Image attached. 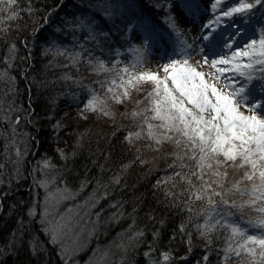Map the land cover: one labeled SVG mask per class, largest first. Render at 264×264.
<instances>
[{
    "label": "snow or ice",
    "instance_id": "obj_1",
    "mask_svg": "<svg viewBox=\"0 0 264 264\" xmlns=\"http://www.w3.org/2000/svg\"><path fill=\"white\" fill-rule=\"evenodd\" d=\"M27 2L28 7L24 11L34 16L32 0ZM62 4L63 0L45 14L44 24L48 23V17L58 11ZM100 4L102 6L99 11L110 24L108 29H103L95 16L82 14L65 18L57 31L71 33L74 46L68 48L52 45L45 49L47 53L56 47V55L64 56L77 71L83 60L95 75L105 74L103 79L94 81L103 95L91 84L83 85L88 97L80 108L81 118L87 119L85 113H94L98 118L107 117L114 121L116 113L113 106L123 107L120 116L131 121L129 125H120L126 131L124 140L129 150L135 147V159L141 164L148 162L143 159L145 151L160 153L165 144L171 145L172 151L163 153V156L172 158L168 168L173 169V172L163 181L158 180L156 187L170 183L171 187L165 189V196L175 197L174 206H183L189 213L193 212V203H201L202 207L196 212V217L202 218L203 223L197 222L195 227L199 236L207 241L205 248L209 251L212 234L215 233L216 239L224 241L223 264H264V115H261L264 113V26L258 32V38H250L243 44L239 43L244 33L241 26L234 24L235 31L227 34L226 39L219 32L221 17L239 15L243 21L245 17L255 14L254 9L264 7V0H235L234 5L228 4L226 0L223 3L222 0H213L210 9L214 17L199 25L201 32L196 37H189V30L179 26L178 18L172 13L173 0H165L164 5L155 4L154 7L163 6L168 9L165 24L175 36L171 55L161 58L162 63L159 64L163 75L153 71L135 72L134 69L138 64L144 66L145 54L153 51L158 43H164L167 47L171 37L158 33L154 20L142 12L137 13L134 0H100ZM13 5H18V0H0V38L9 31L4 25L3 13H8V20H15L20 15L21 10L13 8ZM175 6L185 16L194 17L200 8V0H175ZM128 9L132 10L131 15L136 19L124 20ZM117 18L126 25L125 35L138 31L141 44H132L129 40V47L123 51L117 48L110 52V56L115 55L117 59L111 61L112 67L109 68V61L94 55V52L99 48L103 54L101 42L111 38L113 28H119ZM40 27L43 25L31 33L33 38ZM77 32L86 34L85 43H79ZM88 42H94L95 47L89 49ZM22 43L27 49L28 40ZM17 54L16 43H10L5 61L9 67L17 59ZM125 54L132 57L131 69L127 65L117 67L123 63L119 57ZM194 55L201 57L195 61V65L190 63ZM30 56L29 51L28 56L21 59L26 61ZM205 66L214 71L198 70ZM25 73L26 70L22 75ZM61 79L82 84V80L67 73ZM3 80H8L12 84L9 91L15 92V77L7 69L0 70V81ZM69 95L73 100H78V93ZM134 95L140 98L136 99ZM8 111L17 109L9 107ZM26 111L31 114L34 109ZM0 118L10 119L9 116ZM20 119L17 116L13 129ZM59 127V121L53 125L54 129ZM140 140L146 141L142 147L137 146ZM16 143L15 139L11 141L13 146ZM57 151L67 159L63 149ZM26 152V146L23 153L16 146L17 159L13 163L19 165ZM3 167L0 164V169ZM54 167L50 160H44L40 170L47 176V170ZM16 173L19 175V167ZM115 182L118 183L119 178ZM34 183L46 191L41 216L45 232L53 245L60 246L61 258L64 264H68L71 254L62 244L65 228L63 217L56 219L54 211H50L54 207L50 201L54 200L58 204L60 199L66 198L64 193L67 189L48 192L50 181L47 178L34 180ZM173 188H179V192H173ZM237 195L242 202L232 199ZM181 197L186 199L181 200ZM28 214L35 215L34 207ZM194 219L190 216L188 223H193ZM185 227V224H181L179 231L184 233ZM142 235L143 232H136L130 239L136 240ZM186 243L191 252L190 233ZM30 249L34 255L38 254L42 250L41 242L33 240ZM172 259L174 257L170 252H162L159 264H171ZM181 259L186 260L187 256ZM203 260L208 261V254ZM152 264L157 262L153 261Z\"/></svg>",
    "mask_w": 264,
    "mask_h": 264
},
{
    "label": "trees",
    "instance_id": "obj_2",
    "mask_svg": "<svg viewBox=\"0 0 264 264\" xmlns=\"http://www.w3.org/2000/svg\"><path fill=\"white\" fill-rule=\"evenodd\" d=\"M162 1L134 0L135 10L168 30L163 24L168 9L165 7L164 11L163 6L154 7L155 4L161 5ZM59 4L61 0H32L35 14L29 16L24 11L28 7L27 0H18V5L12 6L21 10L17 19L8 20V13H3L4 25L9 31L0 38V70L7 69L15 77V92L9 91L12 84L8 80L0 81V117H10L0 118V164L4 165L0 169V264H64L59 245L50 242L45 225L41 222L46 191L34 180L45 178L50 181L48 192L67 189L64 193L66 198L61 199L60 207L72 206L80 215L87 212L85 218L90 223L88 229L99 227L102 247L115 243L113 245L117 253H125L120 264H152L153 261L159 264L161 253L170 248L173 236L175 243L183 247L187 259L174 257L171 264H223L224 241L216 239L215 233L212 234L209 251L205 248L207 241L199 236L195 227V223H203L202 218L196 217L201 203H193V212L189 213L183 206H174L175 197L165 196V189L171 187L170 183L156 187L158 180L163 181L173 172V169L168 168L172 158L163 156V153L172 151V146L165 144L160 153L145 151L143 159L148 162L141 164L135 159V147L129 150L124 140L126 131L120 125H129L131 121L120 116L123 107L113 106L116 113L114 121L107 117L98 118L94 113H85L87 119L81 118L80 108L88 97L83 85L91 84L103 95L94 81L103 79L105 74L95 75L83 60L77 71L64 56L56 55V47L47 53L45 49L52 45L74 46L71 33L57 31L65 18L82 14L95 16L105 30L110 24L99 11L102 6L100 0H63L59 10L52 12L48 23L44 24L45 14ZM229 4L234 5L235 0ZM253 11L254 15L244 19H258L264 26V7H257ZM131 12V9L126 10L125 21L136 19ZM230 18L241 20L239 15ZM116 24L119 28H113L111 38L101 42L103 54L99 48L94 52V55L109 61V68L112 67L111 61L117 59L115 55L110 56V52L117 48L123 51L129 47L128 34L124 33L125 23L117 18ZM40 25L43 27L33 38L31 33ZM76 35L79 43H85V33L77 32ZM26 39L27 49L22 43ZM12 42L16 43L18 54L9 67L5 61ZM87 47L93 49L94 42H88ZM29 51L30 58L22 60ZM84 55L87 56V53ZM25 70V75H22ZM66 73L82 80V84L61 79ZM70 93H78V100H73ZM9 107L17 111L9 112ZM129 107L132 105L129 104ZM31 109L34 112L29 114L26 110ZM17 116L21 119L13 129ZM58 121L61 127L54 129L53 125ZM13 139L17 142L15 146L11 145ZM145 143V140H140L137 146L142 147ZM16 146L22 153L27 147L19 165L13 163L17 159ZM58 149H63L67 159L61 156ZM44 160H50L55 166L47 170V176L40 170ZM17 167L19 175L16 173ZM116 178H119L118 183L115 182ZM172 191L179 192V188H173ZM33 207L35 215L29 216V210ZM190 216L195 218L193 223H188ZM181 224L186 225L184 233L179 231ZM136 232H143V235L136 240L130 239ZM156 233L159 235L156 236ZM189 233L191 252L186 243ZM33 240H38L42 246V250L35 255L30 249ZM206 254L207 262L203 260Z\"/></svg>",
    "mask_w": 264,
    "mask_h": 264
},
{
    "label": "rangeland",
    "instance_id": "obj_3",
    "mask_svg": "<svg viewBox=\"0 0 264 264\" xmlns=\"http://www.w3.org/2000/svg\"><path fill=\"white\" fill-rule=\"evenodd\" d=\"M230 1L231 0H226L228 4ZM212 2L213 0H200L199 10L195 13L194 17H189V16H185V14L175 6V0H173L172 13L178 18L179 26L181 28H186L189 30L187 33L189 37L199 36L201 32L199 25L206 22L209 19H213L214 14L211 12L210 9V5ZM223 2L224 0H222V3ZM164 3L165 1H162L161 5H164ZM162 8L165 11V7ZM221 21H222L221 25L226 24V26L220 27L219 32L221 36H223L225 39L227 38V34L233 33L235 31V27L233 26L234 24L239 25L244 29V33L239 41L240 44L247 42L250 38H258V32L262 27V23L258 19H252L251 21H247L245 19L243 21L242 20L235 21V20H231L230 17H221ZM163 24L165 25V27L167 26L165 24V21L163 22ZM169 33L171 35V40L169 39L167 47L164 50H162V52H164L163 53L164 56L162 55L161 57H159L157 55H154L155 53L153 51L159 49L156 46V48L153 51H150L145 54L146 60L144 66L141 67L138 64L134 69L135 72L153 71V72H159L160 75H163L162 70L159 68V64L162 63L161 58H164L166 55H171L173 41L175 40L174 34H172L171 31ZM164 35L166 36V33H164ZM128 39L131 40L132 44H141L140 35L138 34V31H133L129 33ZM189 42H191V40ZM162 46H165V44L162 43L160 48ZM120 58L123 59L122 61L123 63L120 64V67L127 65L130 69L132 68L131 55L128 54L121 55ZM200 59L201 57L194 55L193 57L190 58V63H193V65H195V61ZM198 70L204 72L214 71L213 69H210L207 66L198 68ZM221 83H223V78H221ZM136 97L137 96L134 95V98ZM123 110L124 108L121 111ZM261 115H264V113H261ZM57 199H59V196H57ZM232 199L237 200L238 203L242 202L241 198L238 195L232 197ZM61 201L62 200L60 199V202L58 204H56L54 200L50 201V203L54 205V207L51 208L50 211H54L56 219L63 217L62 223H64L65 228L63 231L62 244L71 254V259L69 260V264H120L124 256L123 254L125 253L123 252L117 253L113 245L115 243L113 244L111 243L107 245L105 244L103 247L101 246V233H100L101 230H99V227L97 229L95 227H91L88 229V225L90 223L88 221V218L87 219L85 218L87 212H82L83 214L80 215L77 209L71 208L72 206L60 207ZM245 210L247 212L249 211L248 209ZM252 214L255 215V213ZM49 219H51V217H49ZM97 234L100 235L97 236ZM166 252H170L173 257L178 259L185 256L183 247H181V245L179 244H176L174 239L171 240V246Z\"/></svg>",
    "mask_w": 264,
    "mask_h": 264
}]
</instances>
